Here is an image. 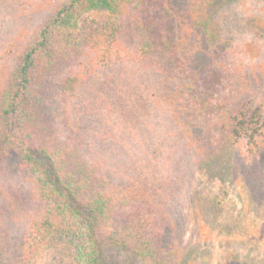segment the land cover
I'll return each mask as SVG.
<instances>
[{"label": "trees", "instance_id": "trees-1", "mask_svg": "<svg viewBox=\"0 0 264 264\" xmlns=\"http://www.w3.org/2000/svg\"><path fill=\"white\" fill-rule=\"evenodd\" d=\"M180 2L66 0L34 31L0 108L22 175L0 173V264L180 259L171 212L214 135L262 157L245 185L264 195V94L212 50L215 0Z\"/></svg>", "mask_w": 264, "mask_h": 264}, {"label": "rangeland", "instance_id": "rangeland-1", "mask_svg": "<svg viewBox=\"0 0 264 264\" xmlns=\"http://www.w3.org/2000/svg\"><path fill=\"white\" fill-rule=\"evenodd\" d=\"M64 1L0 0V108L19 54ZM180 1L195 16V0ZM210 12L212 50L228 53V60L246 72L249 91L259 102L264 94V0H215ZM204 49L206 53L208 47ZM212 142L221 146L217 157L192 165L173 205L172 232L183 256L173 258L171 264H262L264 195L251 194L245 185L246 168L262 163V157L250 160L241 141L222 143L214 135ZM19 170L12 150L0 155V173L22 178ZM104 254L109 264L135 263L117 248L108 246Z\"/></svg>", "mask_w": 264, "mask_h": 264}]
</instances>
